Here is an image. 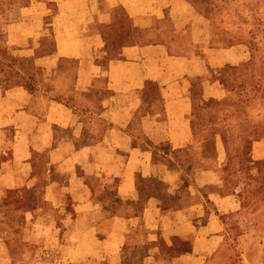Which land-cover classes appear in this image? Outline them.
Returning <instances> with one entry per match:
<instances>
[{"label":"rangeland","instance_id":"374dc122","mask_svg":"<svg viewBox=\"0 0 264 264\" xmlns=\"http://www.w3.org/2000/svg\"><path fill=\"white\" fill-rule=\"evenodd\" d=\"M192 1L209 21L203 25L204 33L198 34L200 25H194L190 32L178 31L181 36L177 40L185 44L201 35L198 45L206 50V61L213 65L218 59L220 64L211 67L204 76L184 77L181 86L191 101L179 99L167 107L166 113L174 116L179 114L182 104L189 103L187 108L193 115L191 129L179 132L182 123L176 121L172 123L173 131L164 134L163 139L143 141L146 144L143 149L151 151L154 173L142 175L140 198L121 199L116 197L113 183L104 190L102 183L94 181L98 187L94 198L106 206L88 205L79 209L71 206L62 188L69 180V172L73 170L76 174L84 168L74 165L69 158V144L60 142L71 136L64 132L69 127L56 126L50 133L54 113L47 112L46 107V115L45 112L39 118L31 115V111L42 110L50 99L68 97V89L67 93L56 91L52 83L64 84L72 77L54 76L48 70L38 73L35 54L10 56L14 67H23L16 73L3 69L6 47L2 43L0 78L7 81L0 80V127L5 123L8 126L0 128V167L4 169L1 164L8 165L10 159L12 165L6 172H0V264H179L182 262L179 253L191 245L210 253L201 261L186 258V264H264V0ZM35 8L34 5L32 15ZM41 10L46 11V25L52 22L50 11ZM119 11L124 13L122 8ZM12 12L6 10L2 25L6 14ZM107 30L113 33L111 28ZM114 41L113 48L117 49ZM236 42L247 44L251 51L244 54L240 46L230 50V45ZM47 45L51 47L52 40ZM241 52V58H236ZM113 56H118V49ZM20 82L25 83L18 90L5 91ZM156 82L152 80L146 85L147 101L142 114L160 113L164 108L165 88ZM89 89L86 94L94 96L92 101L96 105L92 106L94 116L102 110L97 99L107 93V87L102 84ZM33 97L35 101L26 108ZM58 110L64 120L69 118L68 110L55 111ZM4 112L11 117L1 118ZM86 122L88 128L101 124L96 120L91 124L88 116ZM131 127L136 132V126ZM187 135L192 137L182 146L166 138L180 140L178 137ZM44 136L49 142L55 138L54 144L42 146ZM90 136L80 134L79 143L92 140ZM53 146L68 148L56 154ZM96 156H100L99 151ZM63 158H67L64 168L60 164ZM11 169L14 176L8 183L11 186H6L3 178ZM208 169L219 172V182L199 184L212 178ZM154 195L164 205L160 222L156 220L155 200L150 198ZM184 208L191 211L190 217L176 215L175 210ZM215 210L220 217H213ZM134 216L143 220L138 222ZM110 218L117 221L109 223ZM214 218L220 224L219 231L213 227L193 228ZM71 224L74 229L68 230ZM160 228H165L166 233L158 245L155 236ZM208 234L214 238L206 247L200 238ZM107 236L111 244L104 239Z\"/></svg>","mask_w":264,"mask_h":264},{"label":"crops","instance_id":"0c3cea01","mask_svg":"<svg viewBox=\"0 0 264 264\" xmlns=\"http://www.w3.org/2000/svg\"><path fill=\"white\" fill-rule=\"evenodd\" d=\"M23 1L27 2L18 4L16 0H0V21L6 10L13 11L8 16L6 14L3 25L0 23V47L2 43L6 47L2 57L5 61L3 69H13L16 73V70H21L23 67H14L10 56L21 58L35 54V70L38 73L48 70L54 76L72 77L64 84L58 81L52 83L56 91L67 93L66 89H68V97L50 99L45 102L42 110L31 111V115L36 118L42 116L45 107L47 112L50 110L54 113V117L51 114L50 133L55 131L56 126L69 127V131L64 129V132L66 131L65 135L69 133L71 136L60 142L64 145L69 144V158L74 160V165L80 164L84 170L76 174L72 172L73 170L69 172V180L62 188L67 194L68 202L77 209L88 205L106 206L94 198L95 189L98 188L94 181L102 183L101 188L104 190L110 188L113 183L115 195L121 199L140 198L143 192L140 186L142 175L147 177L154 173L151 151L148 148L143 149L146 148L143 141L147 140L148 143L163 139L164 134L173 131L172 123L174 125L176 121L182 123L179 125V132L187 133L191 129L193 116L187 108L189 103L182 104V109L178 110L179 114L176 113L174 116L168 111L166 113L167 107L179 99L183 102L191 101L192 98L188 93L183 92L181 86L184 77L204 76L207 71L220 64L218 59H216L218 63L214 62L213 65L206 61L204 54L206 50L202 49V45H198L201 35H197L185 44L177 40V37L181 36L178 31L190 32L194 29V25H200V31L197 28L198 34L204 33L203 25L209 21V17L201 12L192 0ZM34 5L35 14L32 15ZM120 8L124 11L123 14L119 11ZM40 9L50 11L48 14H51L52 22L46 25L44 20L46 11ZM170 22H177L180 26L172 27L168 25ZM49 24L52 26L48 27ZM108 28H111L113 33H110ZM172 38L175 40L173 41ZM49 40H52L51 47H47ZM114 40H116L118 56H113L117 51L113 48ZM238 46L244 49V54L251 51L247 44L241 42L230 45L229 49H237ZM212 47L215 50V46ZM242 52L236 58L240 59ZM0 80L7 81L5 77ZM152 80L165 88L164 108L160 113L142 114V106L147 101L146 85ZM24 83L11 84L5 88V91L18 90L17 88L22 87ZM102 84L107 87V93L97 99L98 104L102 105V110L93 116L92 106H96L92 101L94 96H89L91 94L87 95L86 92L91 86L98 87ZM31 95L32 93L29 96ZM33 101H35L34 97L26 103V108H30ZM57 108L68 110L69 118L64 120L60 117L62 111H55ZM86 116L91 119V124L96 120L101 123L100 126L92 125L88 128ZM10 117L11 115L5 112L1 116L4 119ZM6 124L0 128H6L5 126H8ZM132 125L136 126V132ZM82 133L93 136V139L79 143V135ZM47 138L44 136L45 145H42L46 148L53 145L56 140L51 138L49 142L46 141ZM166 138L172 142L176 140L174 143L176 146H182L190 141L189 135L178 137L180 140L174 137ZM38 143L42 142L39 140ZM67 148L53 146L56 154L59 150L63 151ZM98 151L99 157L96 156ZM65 161L67 158L60 160L63 168ZM1 165L4 169L0 167V172H6L12 165V160L10 159L8 165L6 162ZM51 169L52 167L48 170ZM215 170L208 169L212 171V178L199 184L219 182V172ZM13 176L11 169L4 175V183H11ZM90 176L92 178H89ZM7 184L6 186H11ZM53 195L55 198L58 197L55 192ZM150 198L155 200L154 211L158 212L156 220L160 222L163 218L164 205L160 197L154 195ZM175 211L176 215L190 217L191 211L187 208ZM213 214V217H220V213L216 210ZM73 217L76 219L74 213ZM133 218L138 219V222L143 220L140 216ZM110 219L109 223L117 221ZM72 226L73 224L69 225L68 230L74 229ZM219 226L217 218L216 220L214 218L211 222H203L193 228L202 230L213 227L219 231ZM91 228L93 225L90 222L89 229ZM164 229L160 228V232L155 236L157 241L155 243L158 245L166 233ZM108 238L109 236L104 239ZM213 238L214 236L208 234L200 240L208 247ZM209 253L191 245L190 249L179 253L182 260L179 264H186L185 260L189 257L201 261Z\"/></svg>","mask_w":264,"mask_h":264}]
</instances>
